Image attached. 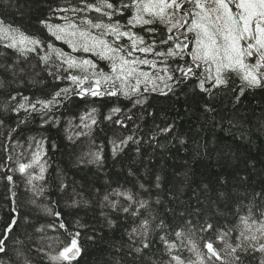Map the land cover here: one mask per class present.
I'll return each mask as SVG.
<instances>
[{
	"label": "trees",
	"instance_id": "16d2710c",
	"mask_svg": "<svg viewBox=\"0 0 264 264\" xmlns=\"http://www.w3.org/2000/svg\"><path fill=\"white\" fill-rule=\"evenodd\" d=\"M76 3L0 0V18L69 51L41 21L62 23L57 16L64 13L53 10ZM0 53V145L8 149L0 147V234L16 219L6 254H0L3 264H25L26 260L50 264L37 249H47L53 240L69 239L65 230L47 228L61 220L69 231L81 233L82 253L72 264H167L159 237L167 234L173 239L172 232L188 220L197 226L218 220L219 227L225 228L249 210L257 218L264 213V87L245 88L241 94V82L233 74L227 87L206 93L193 78L167 95L145 92L129 99L69 94L46 116L23 111L17 115L11 111L13 94L48 99L69 82L49 76L47 66L35 55L16 63L11 51L0 49ZM20 68L24 71L19 72ZM137 99L142 103H135ZM92 108L97 110V123L90 130L77 127L80 117ZM113 108L121 111L112 114ZM110 114L111 120L106 118ZM167 128L171 130L162 131ZM81 131L88 134L77 136ZM128 136L133 140L114 155L113 142ZM33 138L44 141L47 153L41 196L34 195L23 176L9 171L16 166L17 156L23 153L21 158H26L31 152L27 146L35 143ZM95 153L102 159L96 160ZM9 155L13 160H6ZM7 175H13L14 185L4 178ZM115 189L148 201V208L140 211L152 222L147 237L152 243L142 253L134 251L142 238L133 242L128 235L139 227L141 217L113 211L103 201ZM111 198L119 200L118 208L128 204L124 198ZM49 208L59 212V218L49 214ZM160 221L166 225L163 230L156 228ZM42 225L43 233L37 231ZM199 235L194 237L198 243ZM184 255L192 257L187 251ZM259 256L244 255L243 264H258Z\"/></svg>",
	"mask_w": 264,
	"mask_h": 264
},
{
	"label": "snow or ice",
	"instance_id": "6c2138e0",
	"mask_svg": "<svg viewBox=\"0 0 264 264\" xmlns=\"http://www.w3.org/2000/svg\"><path fill=\"white\" fill-rule=\"evenodd\" d=\"M53 11L64 13L57 16L62 23L53 24L48 20L41 23L69 51L0 18V49L14 53L16 63L35 55L47 66L49 76L69 82V86L56 90L48 99L13 94L11 111L17 115L23 111L46 116L69 94L80 98L124 96L129 99L143 96L145 92L167 95L175 86L193 78L206 93L227 87L233 74L241 82V94L245 88L264 87V0H77L76 4ZM8 67L12 69L14 65ZM135 103L142 100L137 99ZM96 111L92 108L82 115L77 127L90 130L97 123ZM120 111L113 108L112 114ZM112 114L106 118L111 120ZM15 131V128L11 130ZM87 134L76 133L77 136ZM11 138L9 133L8 139ZM33 140L35 143L27 146L31 152L26 158H21L23 153L17 156L13 161L16 166L9 171L23 176L34 195L41 196L44 186L40 182L46 179L47 153L42 139ZM131 140L133 137L128 136L119 143L113 142V154L122 151L121 145ZM0 147L8 151L6 145ZM94 155L96 160L102 159L99 153ZM6 160L13 157L9 155ZM4 178L10 185L15 184L13 175ZM113 196L124 198L128 204L118 208L119 200L112 199ZM103 201L113 211L141 217L139 227H133L128 233L129 239L135 242L136 237L142 238L134 249L137 253L151 247L147 237L152 222L140 211L148 208V201L138 200L132 193L120 189L105 194ZM47 211L57 218L60 216L50 208ZM15 224L13 218L0 234V254H6L9 234ZM165 227L163 221L156 225L161 230ZM47 228L63 229L69 236L66 241L53 240L47 249H37L50 264H72L81 256L79 231H69L62 220ZM37 231L43 233L46 228L42 225ZM197 232L199 243L194 238ZM172 236L173 239L167 234L159 237L168 257L167 264H243L244 255L255 257L256 253L260 254L258 264H264V213L257 218L249 210L247 215H237L236 222L225 228L219 227L218 220L208 219L199 226L188 220L185 225L177 226ZM185 251L194 258L184 255ZM25 264L30 262L26 260Z\"/></svg>",
	"mask_w": 264,
	"mask_h": 264
}]
</instances>
